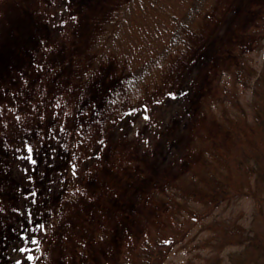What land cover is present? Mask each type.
Returning a JSON list of instances; mask_svg holds the SVG:
<instances>
[{
	"label": "rangeland",
	"instance_id": "374dc122",
	"mask_svg": "<svg viewBox=\"0 0 264 264\" xmlns=\"http://www.w3.org/2000/svg\"><path fill=\"white\" fill-rule=\"evenodd\" d=\"M117 1L0 0V264L116 262L165 223L150 191L200 167L193 139L229 141L200 102L238 52L254 56L264 0H210L171 65L132 81L133 95L134 58L91 62L97 20ZM239 232L264 241L251 191L193 221L163 264H229Z\"/></svg>",
	"mask_w": 264,
	"mask_h": 264
},
{
	"label": "trees",
	"instance_id": "16d2710c",
	"mask_svg": "<svg viewBox=\"0 0 264 264\" xmlns=\"http://www.w3.org/2000/svg\"><path fill=\"white\" fill-rule=\"evenodd\" d=\"M188 1L175 11L169 0H118L97 20L90 41L91 62L97 66L111 55L134 58L137 71L124 80V89L133 95L130 84L139 83V78L145 81L149 69L171 65L212 2ZM143 19H149L148 24L141 23ZM131 27L141 30L137 38L130 34ZM251 32L254 56L238 52L234 66L217 76L216 92L200 102L201 112L227 132L228 143L193 139L192 147L200 152V167L150 191L153 199L168 208L165 223L154 227L137 245L123 247L116 262L102 264H163L169 251L189 235L193 221L206 218L213 209L246 192L264 201V9ZM156 43L159 46L153 50ZM243 234L229 240L240 247L229 253V264H264V241L255 234ZM42 263L39 258L38 264Z\"/></svg>",
	"mask_w": 264,
	"mask_h": 264
},
{
	"label": "snow or ice",
	"instance_id": "6c2138e0",
	"mask_svg": "<svg viewBox=\"0 0 264 264\" xmlns=\"http://www.w3.org/2000/svg\"><path fill=\"white\" fill-rule=\"evenodd\" d=\"M145 119H147V117H145ZM31 152H32V149H29V157H28V159H32V156H31ZM33 162H35V161H33ZM33 195H35V193H33ZM32 221H31V219L29 220V223H31ZM38 227H43V225H38ZM36 241L35 240H33L32 241V243H35ZM20 251H24V249L23 248H21L20 249ZM29 259H31V257H29ZM17 264H20V262L19 261H17Z\"/></svg>",
	"mask_w": 264,
	"mask_h": 264
}]
</instances>
